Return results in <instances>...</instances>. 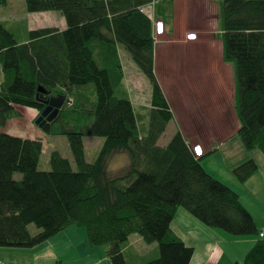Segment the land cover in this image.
<instances>
[{
    "label": "trees",
    "instance_id": "obj_1",
    "mask_svg": "<svg viewBox=\"0 0 264 264\" xmlns=\"http://www.w3.org/2000/svg\"><path fill=\"white\" fill-rule=\"evenodd\" d=\"M153 1L156 18L167 25L171 0H24L27 13L58 12L66 28L30 31L22 41L0 23V248L31 249L76 227L85 229L90 248H103L110 264H190L194 249L171 228L183 209L209 229L259 236L236 264H264V234L238 193L201 165L213 146L196 157L180 131L157 145L173 114L154 73L153 27L140 12ZM214 2L220 26L215 38L232 66L239 123L234 138L264 158V0ZM7 3L0 0L2 7ZM117 46L150 83L143 115L124 86ZM57 96L70 104L39 129L65 137L72 162L54 150L50 169L42 171V142L1 129L21 117L18 108L39 116L44 101ZM85 137L104 139L93 162L86 159ZM122 154L128 164L111 171L110 162ZM256 171L250 156L231 167L240 184ZM133 236L152 250L133 251Z\"/></svg>",
    "mask_w": 264,
    "mask_h": 264
},
{
    "label": "rangeland",
    "instance_id": "obj_2",
    "mask_svg": "<svg viewBox=\"0 0 264 264\" xmlns=\"http://www.w3.org/2000/svg\"><path fill=\"white\" fill-rule=\"evenodd\" d=\"M181 2L182 0H178V5H181ZM197 2L199 4L197 5L199 9H196L191 18H182L181 24L184 26L179 28L180 36H171L173 37V41L174 39L177 41V38L181 36H185L187 40V36L192 34L187 35V33L191 30L205 32L210 31L211 28V30L214 31L213 33H215L214 36L219 33L220 26L217 24L214 26V19L208 20L207 17H205V15L208 16L211 14L209 13L210 11H206L204 9L205 6L204 8L202 7L201 0ZM12 6L14 10L19 13L20 10L24 8L23 0H13ZM36 16L38 17L37 21L39 23L41 21L43 25H56L57 18H62L61 14L58 12H46ZM166 34L170 35L171 33L166 31ZM157 37L155 36V40H160V37ZM208 38V34H202L197 42L193 44L184 45L176 42L175 44H169L165 47L162 45L158 46V58L156 61L157 73L164 87H166V89L164 88L165 93L163 92V94L165 98L166 94L167 98L169 97L167 100L170 101H167V103L175 121L172 120L170 124H168L167 130H165L164 134L160 137L157 145L165 146L176 133L175 130L181 126L183 130L182 136L184 139L187 138L191 142L192 151L193 148L199 146L193 145V143H201L202 145L208 144L209 147L213 146V152L201 159L203 169L210 176L226 184L238 193L254 215L264 221V161L259 160V158L263 157L257 151L248 153L245 151L240 141L234 138L239 128V123L234 109L235 88L234 81L232 84V78H230L232 75V70L230 69L231 64L229 65L223 61L222 54L220 53V45H213ZM194 40H196V35L195 39L187 41ZM215 40L217 39L215 38ZM121 56L125 68L128 69L129 60L123 53ZM225 65L227 67H225ZM131 66L136 70L135 72H137V68L133 63H131ZM125 80L124 86L128 92L129 98L135 105V111L138 115H143L150 107V83L141 73L132 78L131 74L127 75ZM64 104L68 105L70 101H65ZM34 122L35 120H33L32 124L28 125V123L24 121L15 120L8 124L5 131L19 133L31 139L37 138V136H40V133L37 131V126L33 124ZM22 125L25 126L23 127ZM43 135L44 134L41 135L43 155L40 160V170L48 171L50 169L48 158L51 151L54 150L58 151L62 157L72 162L65 137H48ZM83 142L86 159L88 162H93L99 155L102 145L104 144V139L85 137ZM248 156L255 159L258 165V171L252 175L256 176L252 179L253 181H251V183L248 181L247 185H245L238 183L233 177L231 167L238 166L248 159ZM127 164V156L124 154L118 155L110 162L109 169L115 172ZM72 165L74 167L73 163ZM247 188L250 192L254 190L257 191V194L254 192L252 193L254 194L253 196H255L254 198L249 196L245 191ZM182 211L186 212L184 210ZM190 218L193 217L190 216ZM192 220L193 222H198L195 221V219ZM198 224L200 225L201 223ZM203 226L204 225H202V227ZM203 228L209 230L208 227L204 226ZM29 229L32 234L37 232V229L33 225H31ZM174 229L178 235L182 236L186 241L189 238H193L195 232L198 230L196 224L186 220L182 225L174 226ZM70 230H72L70 231L72 233L66 234L65 240L58 246L59 253L64 256V264H69V259H71L73 255L76 256L80 254L82 258L83 254L87 252L86 249L88 250L89 247L88 243L86 244L87 237L84 228L72 227ZM137 239H139L137 236H133L130 239V248L138 254H143L145 250L150 247L144 244L140 239V242ZM72 242L74 245L72 249H69L68 247L72 245ZM93 250L97 252V255L98 252H100L101 256L105 257L103 248L97 247ZM89 257H93V255L91 254Z\"/></svg>",
    "mask_w": 264,
    "mask_h": 264
},
{
    "label": "crops",
    "instance_id": "obj_3",
    "mask_svg": "<svg viewBox=\"0 0 264 264\" xmlns=\"http://www.w3.org/2000/svg\"><path fill=\"white\" fill-rule=\"evenodd\" d=\"M197 1L198 0H182L181 5H178V0H171V2H172V13H171L170 21L167 25H165V23H163L164 33H163V35L159 36L160 40L157 41L154 39V73H155V76H156L158 83H159L160 87L162 88L163 92L166 89V87H164V84L162 83L160 77L158 76L157 66H156V61L158 58V46L159 45H162L165 47L169 44H175L176 42L179 44H184V45L191 44V43L193 44L194 42H197V40L201 37L202 34H205V35L208 34V37H209L208 40L213 45L214 44L220 45V48H221V43H220V41L215 40V36H214L215 33H213L214 31H212L211 28H210V31L200 32L197 30H191L189 33H187V35L191 34V33L196 35V40H194V41H187L185 39V36H181L178 38L176 37L178 39L177 41H175V39H174V41L172 40L173 37H171V36H180V34H179L180 29L179 28L181 26H184L181 24L182 18H191L193 13L196 11V9H199V6H197V5H199ZM201 2H202V7L204 8V6H205L204 9L208 12L210 11L209 13H211L208 16L205 15V17H207L208 20L214 19V23H215L214 26H216L217 19H218L216 3L214 2V0H201ZM23 3H24V0H23ZM12 4H13V0H8V3L5 7L0 6V23H2L8 31H10L16 38H19L21 41L26 40L27 32H30V31L43 29V28H56L59 31H63L66 28V24H65L63 17L57 18V24L56 25H52V24L43 25V23H41V21H40V23L37 21L38 17L36 16L38 14H43V13L29 14L25 11L24 8L22 10H20V12L18 13L14 10ZM154 14H155V10H154ZM155 18H156V15H155ZM156 19L161 20L159 18H156ZM166 31H169L171 34L167 35ZM117 52H118V56L120 59L122 72L124 75V82L126 81L125 79L127 78V75L131 74V78L133 76L139 75L140 72L138 70H137V72H135L136 70H134V68L131 66L132 62L128 58V56L126 55L127 53L123 50V48L120 46H117ZM122 53L129 60L128 69L125 68V65L122 61V56H121ZM220 53H221V51H220ZM220 56H221V54H220ZM225 67H227V66L225 65ZM230 67H231L230 69L232 70L231 65H230ZM128 73H130V74H128ZM230 78H232V84H233V74L231 75ZM1 82H2V72H1V66H0V84H1ZM168 98H167V94H166V100ZM131 102H132V100H131ZM132 104L134 105L133 102H132ZM18 111L20 112L21 117L18 119H14V120L9 121L6 124V126L3 129H1V131L8 134V135L19 137V138L30 139V140H40L41 141V138H42L41 135L43 133L36 126L35 127L37 128V131L40 133V136H37V138L35 137L33 139H31L30 137H26L25 135H22L19 133L11 132L10 130H8L10 132L5 131V128H7L8 124L12 121H15V120L24 121V122L28 123V125H30V124H32L33 120H36V118L38 117V112L34 109L20 107V108H18ZM172 120H174V119L172 118ZM166 130H167V128H166ZM177 130L180 131L181 134L183 135V130H182L181 126H179L178 129H176L175 131H177ZM185 139L188 141V142L187 141L186 142L189 143V145H190L191 142L187 138H185ZM42 145H43V143H42ZM193 145H199L200 148L204 151V153H206L210 150V147L208 146V144L202 145L201 143L200 144L199 143H195V144L193 143ZM259 160L264 161V158H259ZM254 177H256V176H251L244 184L247 185L248 181H249V183H251V181H253L252 179H254ZM245 191L248 193L249 196H252L253 198L255 196H253L254 194H252V193L254 192L255 194H257V191L254 190L253 192H250V190L248 188L245 189ZM239 197H240V195H239ZM240 201H241L242 205L244 206V208L250 213V215L254 219V222L256 223L257 227L264 234V221L259 219L258 217H256L254 215V213L248 208L246 203H244L242 197H240ZM182 210H180V209L177 210L176 215H175V217L171 223L172 230L178 235V233L174 229V226L182 225V223L185 222V220L196 224V228H198V230H200V231L197 230L195 232V235L193 234L194 237L189 238L187 241L182 236L178 235L184 241V243L187 246L192 247L194 249V253H193L190 264H236V263H240V262H242L246 253L251 249V247L260 238L259 236L232 237V236H230V235H228V234H226L220 230L205 229V228H203L204 226L202 227V224H200V225L198 224L199 222H193L192 219H194V218H190V216H188L189 214L187 212H183ZM195 221H197V220L195 219ZM70 229L65 230L64 232L56 235L55 237L49 239L48 241H46V242H44V243H42V244H40L34 248H31V249L0 248V264H57L58 261H60V264H64V262H63L64 256L59 253L58 246L61 242H63L65 240L66 234L72 233V232H70V231H72ZM200 232H202L203 235ZM200 235H202V236H200ZM137 240L140 242L139 239H137ZM86 244H87V242H86ZM73 245H74V243L72 242V245L69 246L68 248L72 249ZM152 248H153V246H151L149 249L147 248V250H145V254L147 252L151 251ZM93 249L94 248L88 247V250L86 249L87 252L85 254H83L82 258L80 257V254H77L76 256L73 255L71 257V259H69V264H110L106 257L101 256L100 252H98V255H97V252ZM91 254L93 255V257H89ZM91 258H93V259H91Z\"/></svg>",
    "mask_w": 264,
    "mask_h": 264
},
{
    "label": "built area",
    "instance_id": "obj_4",
    "mask_svg": "<svg viewBox=\"0 0 264 264\" xmlns=\"http://www.w3.org/2000/svg\"><path fill=\"white\" fill-rule=\"evenodd\" d=\"M154 10H155V2H151L145 6H142L140 8V12L146 16V18L150 21V23L152 24L153 27V39H155V36H161L164 33V26H163V22L161 20H158L155 18V14H154ZM195 39V35L191 34L187 36V40H193ZM193 152L194 155L196 157H201L202 156V150L199 146H196L195 148H193ZM261 237H263V235H260Z\"/></svg>",
    "mask_w": 264,
    "mask_h": 264
},
{
    "label": "water",
    "instance_id": "obj_5",
    "mask_svg": "<svg viewBox=\"0 0 264 264\" xmlns=\"http://www.w3.org/2000/svg\"><path fill=\"white\" fill-rule=\"evenodd\" d=\"M38 91L43 93L40 88H38ZM64 102L65 97L62 96L50 97L47 101H44L46 108L36 118L34 124L41 128L45 123L51 122L57 116Z\"/></svg>",
    "mask_w": 264,
    "mask_h": 264
}]
</instances>
